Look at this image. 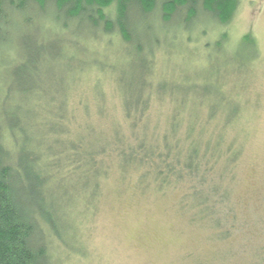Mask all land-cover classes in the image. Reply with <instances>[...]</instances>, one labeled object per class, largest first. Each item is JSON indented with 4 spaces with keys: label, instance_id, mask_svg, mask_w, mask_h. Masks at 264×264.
Masks as SVG:
<instances>
[{
    "label": "trees",
    "instance_id": "obj_1",
    "mask_svg": "<svg viewBox=\"0 0 264 264\" xmlns=\"http://www.w3.org/2000/svg\"><path fill=\"white\" fill-rule=\"evenodd\" d=\"M240 3L0 0V75L6 73L0 86V264H53L48 235L59 236V214L48 199L55 193L53 184H62L63 168L71 170L69 180L76 176L82 194L93 191L90 200L114 177L145 195L179 194L186 207L208 218L223 214L233 219L231 193L247 146L244 131L236 128L244 108L234 99L199 100V110L207 115L197 125L181 119L184 108L173 107L171 122L162 132L150 112L155 100L160 104L159 97L175 85L157 75L159 51L175 49L180 37L189 40L203 24L219 29L231 24ZM226 40L221 34L217 46ZM244 43L254 46L255 41L247 36ZM8 50H14L13 55ZM53 65L67 69L73 86L82 72L112 79L126 125L113 129V135L100 131L94 141L79 126L72 138L65 97L64 104L56 101L48 114L44 134L29 132L36 127L33 115L20 102L38 97L41 78ZM71 87L60 86L58 96H66ZM12 102L16 105L8 107Z\"/></svg>",
    "mask_w": 264,
    "mask_h": 264
},
{
    "label": "rangeland",
    "instance_id": "obj_2",
    "mask_svg": "<svg viewBox=\"0 0 264 264\" xmlns=\"http://www.w3.org/2000/svg\"><path fill=\"white\" fill-rule=\"evenodd\" d=\"M240 5L231 24L220 29L203 24L189 40L180 37L175 49L159 51L157 75L175 85L159 97L163 99L160 104H171L166 107L155 100L150 112L151 121L162 132L175 107L184 108L182 120L197 125L207 115L199 110V100L234 99L236 106L244 108V119L236 128L244 131L247 146L231 193L233 219L223 214L208 218L186 207L179 194L145 195L114 177L104 181L97 199L90 200L93 191L82 194L76 188V176L69 180L71 170L63 168L62 184H53L56 190L48 199L56 203L59 214L60 237L48 235L53 264H264V0H241ZM221 34L227 40L219 47ZM247 36L254 39V46L244 43ZM50 69L41 78L38 97L20 102L33 115L36 127L29 132L44 134L48 114L65 97L71 135L81 126L94 141L100 131L113 135V129L126 125L112 79L96 71L82 72L73 86L65 67ZM5 78L6 73L0 75V86ZM97 82L103 98L98 96ZM60 86L71 87L66 96H58ZM2 104L0 89V111ZM15 105L12 102L8 107Z\"/></svg>",
    "mask_w": 264,
    "mask_h": 264
}]
</instances>
